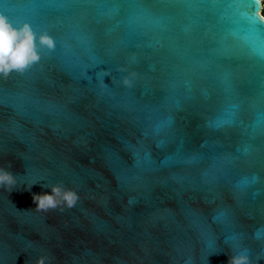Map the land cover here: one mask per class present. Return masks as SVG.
I'll return each mask as SVG.
<instances>
[{
  "label": "water",
  "instance_id": "1",
  "mask_svg": "<svg viewBox=\"0 0 264 264\" xmlns=\"http://www.w3.org/2000/svg\"><path fill=\"white\" fill-rule=\"evenodd\" d=\"M115 7L0 0L14 23L58 42L38 45L23 74L0 76V165L17 176L0 188V264L42 254L49 264H227L243 250L264 264V191L253 195L264 189V136L249 134L264 111V64L231 35L242 22L222 0ZM128 11L130 31L117 27ZM230 102L241 105L236 125L211 126ZM54 183L77 203L36 210L32 193Z\"/></svg>",
  "mask_w": 264,
  "mask_h": 264
},
{
  "label": "clouds",
  "instance_id": "2",
  "mask_svg": "<svg viewBox=\"0 0 264 264\" xmlns=\"http://www.w3.org/2000/svg\"><path fill=\"white\" fill-rule=\"evenodd\" d=\"M261 11L264 13V0H260ZM54 39L47 31L37 34L28 22L14 23L4 12H0V76L7 77L13 72H23L34 62L39 61V46L52 49ZM124 71V69H121ZM131 75H134L132 73ZM123 83H131L126 76ZM10 162L0 165V188L11 191L17 184V176L9 169ZM38 183L34 181L31 185ZM42 187L50 188V192L32 193L35 209L38 211H48L50 209L72 208L79 199L76 190L64 187L62 183L51 185L43 184ZM28 210V209H27ZM53 258L42 254L36 258L35 264H49ZM227 264H250V257L247 250L229 254Z\"/></svg>",
  "mask_w": 264,
  "mask_h": 264
},
{
  "label": "snow or ice",
  "instance_id": "3",
  "mask_svg": "<svg viewBox=\"0 0 264 264\" xmlns=\"http://www.w3.org/2000/svg\"><path fill=\"white\" fill-rule=\"evenodd\" d=\"M78 4H89V5H98L104 9H107L108 15H113L114 13H118L120 8H108V5H126L132 2L137 4H146L151 2V0H75ZM179 2H184V0H179ZM207 2L215 4L221 2V0H207ZM223 3H226L229 6V9L234 12L235 19L242 22L243 27L238 30H233L231 35L236 39L241 40L243 42V47L246 50V53L250 59H254L261 64H264V17L257 15V11L260 8V0H222ZM4 12V11H0ZM7 16H9L6 12H4ZM127 19L126 21H118L117 27H120L121 24H124L126 31H130L135 28L138 24V20L136 17L131 14L130 11L125 13ZM11 19V17L9 16ZM16 22V23H22ZM28 23L33 27L34 22L28 21ZM34 29V27H33ZM50 35V34H49ZM53 37V36H52ZM54 39V47L56 48L57 41ZM50 49V50H52ZM30 65L23 72H16L19 74H23L27 71L31 66ZM12 74V73H11ZM10 74V75H11ZM9 75V76H10ZM7 76V77H9ZM3 77V76H2ZM6 77V78H7ZM5 78V77H3ZM5 78V79H6ZM136 78V74L130 75L129 80L131 81L128 84L131 87L132 83ZM226 86L230 90V85L228 82H225ZM261 94L264 95V86L260 89ZM241 105L236 102H230L221 112L220 116L211 123V126H214L216 129L223 128L225 126H235L237 123V113L239 112ZM172 125L171 119L166 120V128H170ZM251 132L249 133L251 138L255 139L256 135L264 136V111H261L257 114V118L252 125L249 126ZM161 128L158 127L157 131H160ZM247 152V149H245ZM258 181V177H252L251 180L244 179L238 184V187L246 188L251 184H255ZM260 191H264V189L257 190L253 195L259 194ZM217 222H223L226 220V214L221 213L220 215L214 218ZM256 236L258 239H264V232H257ZM231 239H235V237H231ZM249 255V254H248ZM186 264H191V261H187Z\"/></svg>",
  "mask_w": 264,
  "mask_h": 264
},
{
  "label": "trees",
  "instance_id": "4",
  "mask_svg": "<svg viewBox=\"0 0 264 264\" xmlns=\"http://www.w3.org/2000/svg\"><path fill=\"white\" fill-rule=\"evenodd\" d=\"M263 15H264V13H263Z\"/></svg>",
  "mask_w": 264,
  "mask_h": 264
}]
</instances>
